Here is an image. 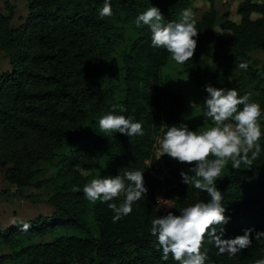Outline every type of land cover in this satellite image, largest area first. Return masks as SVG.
Here are the masks:
<instances>
[{
    "label": "trees",
    "instance_id": "16d2710c",
    "mask_svg": "<svg viewBox=\"0 0 264 264\" xmlns=\"http://www.w3.org/2000/svg\"><path fill=\"white\" fill-rule=\"evenodd\" d=\"M103 2L29 0L16 24L9 22L11 7L0 11V50L8 63L0 70V162L8 163L4 177L26 184L32 181L35 162L46 159L54 165L53 190L46 198L53 208L0 227V260L13 256L42 264H178L171 254L162 259L151 221L210 200L206 192L181 182L180 171L186 168L165 160L175 180L169 185L174 203L160 213L152 198L155 178L145 170L154 136L163 137L169 126L184 123L187 106L182 90L160 73L169 53L152 47L150 29L137 27L135 20L156 6L166 22H178L187 0H111L113 15L100 19ZM236 11L237 21L218 22L220 29L230 31L227 36L213 27L212 10L196 19L198 46L184 69L203 91L210 84L243 96L240 86L249 85L262 109L264 62L250 66L234 50L237 44L264 42V1L239 0ZM252 12L257 15L251 17ZM201 50L214 64L198 55ZM242 62L246 70L238 67ZM230 66L237 73L222 78V69ZM121 107L126 111L119 112ZM113 108L115 114L141 122L143 136L102 132L98 121ZM259 143L262 152L250 169L243 165L216 181L230 217L217 226L218 234L219 228L225 229L222 239L243 235L248 228L264 231V136ZM132 170L143 171L148 192L133 204L130 215L113 223L115 214L107 203L89 202L83 187L93 178ZM21 221L31 227L21 231ZM252 239L250 247L229 256L218 254L206 238L205 264H255L264 259V238L256 241L253 233Z\"/></svg>",
    "mask_w": 264,
    "mask_h": 264
},
{
    "label": "clouds",
    "instance_id": "9594fccd",
    "mask_svg": "<svg viewBox=\"0 0 264 264\" xmlns=\"http://www.w3.org/2000/svg\"><path fill=\"white\" fill-rule=\"evenodd\" d=\"M112 15L111 0H104L99 18ZM135 23L137 27L147 26L151 31L152 47L166 49L177 64L183 65L194 57L200 31L191 8L181 12L178 22H166L161 10L152 6L139 14ZM238 67L246 70L248 65L242 62ZM205 91L208 95L203 102L204 123L207 125L211 121L212 126L191 130L187 123L171 125L160 141L161 156L167 155L190 166L187 171H180L181 182L210 196L208 202L201 200L180 209L179 215L168 211L151 221L150 231L162 249V259L167 261L171 254L178 264H205L208 257L202 248L206 238L208 243L219 249L218 254L227 253L229 256L250 247L253 233L256 241L264 238V231L254 228L245 229L243 235L235 238H221L225 229L219 228L218 234L217 226L227 224L230 217L225 215L224 196L216 186L229 163L239 171L241 165L250 169L259 158L262 152L259 141L264 136L261 105L251 101L249 94L241 96L236 89L216 88L209 84ZM190 107L196 108L197 104L190 102ZM125 111L123 107L119 109L121 113ZM115 112L113 108L99 119L102 132L120 133L127 137L143 136L141 122ZM147 192L142 170L93 178L83 187V194L89 202L107 203L115 214L113 223L130 215L133 204L144 198ZM120 197L124 199L119 204L109 203ZM19 225L21 231L31 227L23 221ZM255 264H264V259L256 260Z\"/></svg>",
    "mask_w": 264,
    "mask_h": 264
},
{
    "label": "rangeland",
    "instance_id": "374dc122",
    "mask_svg": "<svg viewBox=\"0 0 264 264\" xmlns=\"http://www.w3.org/2000/svg\"><path fill=\"white\" fill-rule=\"evenodd\" d=\"M29 0H0V11L5 12L11 7V24L18 23L24 17L27 11V2ZM239 0H187L186 8H191L195 13V18L198 19L213 11V27L220 30L222 35L230 34L228 29H220L218 22L223 19L238 20L239 14L236 11V4ZM264 1V0H258ZM10 3L11 5L8 6ZM256 12L251 13V17H255ZM180 17V16H178ZM237 57L242 59L250 66H261L264 62V42L250 47H243L237 44L234 50ZM198 55L205 61L214 64L213 59L204 50L199 51ZM7 58L2 55L0 50V70L7 68ZM219 68L218 65H215ZM220 73L222 78L229 79L233 73H237L234 66L223 68ZM162 77L172 86H177L182 90L183 97L187 106L184 123H187L191 130H203L206 126L211 127L212 122L208 121L205 125V117L203 116V102L208 93L197 87L187 70L184 69V64H177L172 60L170 54L167 61L160 67ZM264 75V73H263ZM245 94H249L251 101L257 102L256 91L251 89L249 85L240 86ZM190 102L197 104L196 108L190 107ZM262 110L261 125L264 129V107ZM162 136L157 134L152 142V158L145 160V170H147L154 178L166 179L170 186L174 185L175 180L170 176L165 160L188 169L190 166L181 164L167 155L161 156L160 141ZM212 157H210L211 159ZM8 165L7 162H0V227L6 225L15 219L31 217L38 213L49 212L53 207L47 202L46 198L53 190V182L51 176L54 170V165L51 161L41 159L33 165L36 168L30 183L16 185L8 181L4 177V169ZM243 166V165H241ZM234 169L231 163L223 170L220 178L228 175ZM219 180V179H218ZM217 180V181H218ZM2 250V249H1ZM0 264H42V263H27L22 257H6L0 260Z\"/></svg>",
    "mask_w": 264,
    "mask_h": 264
},
{
    "label": "built area",
    "instance_id": "2783aa9c",
    "mask_svg": "<svg viewBox=\"0 0 264 264\" xmlns=\"http://www.w3.org/2000/svg\"><path fill=\"white\" fill-rule=\"evenodd\" d=\"M152 198L155 209L160 213L167 212L172 208L174 200L169 192V184L166 179L155 176Z\"/></svg>",
    "mask_w": 264,
    "mask_h": 264
}]
</instances>
